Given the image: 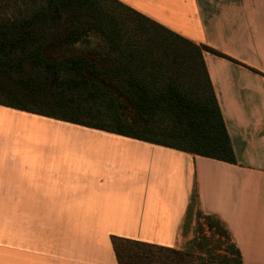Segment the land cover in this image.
<instances>
[{
    "label": "crops",
    "instance_id": "obj_1",
    "mask_svg": "<svg viewBox=\"0 0 264 264\" xmlns=\"http://www.w3.org/2000/svg\"><path fill=\"white\" fill-rule=\"evenodd\" d=\"M120 1L227 56L204 53L238 164L71 123L49 143L62 121L0 106L28 124L0 144V264H118L113 235L177 248L195 182L244 262L264 264V0Z\"/></svg>",
    "mask_w": 264,
    "mask_h": 264
},
{
    "label": "trees",
    "instance_id": "obj_2",
    "mask_svg": "<svg viewBox=\"0 0 264 264\" xmlns=\"http://www.w3.org/2000/svg\"><path fill=\"white\" fill-rule=\"evenodd\" d=\"M205 52L120 0H0V106L238 164ZM195 207L188 249L113 235L118 264H246Z\"/></svg>",
    "mask_w": 264,
    "mask_h": 264
},
{
    "label": "rangeland",
    "instance_id": "obj_3",
    "mask_svg": "<svg viewBox=\"0 0 264 264\" xmlns=\"http://www.w3.org/2000/svg\"><path fill=\"white\" fill-rule=\"evenodd\" d=\"M27 121L26 118L21 117L19 114H14L10 112H1L0 113V144H9L12 142L15 136V131H22L23 129L27 128ZM72 127L69 123H49L47 122L45 129L46 131V141L50 142H66L67 139L65 136L57 135V130H62L63 128ZM43 128V127H42ZM131 145V144H130ZM131 157L128 155L126 156V160L130 161ZM132 160L130 164L126 165L125 172L123 173L126 178L130 179V185H133L132 181ZM131 190L129 191V195L134 194L132 186L130 187ZM197 210L198 207H195V210L192 214V217L187 219L183 222V226L181 227V231L179 233V241H178V249L186 250L189 247L190 242L196 236L197 230Z\"/></svg>",
    "mask_w": 264,
    "mask_h": 264
}]
</instances>
